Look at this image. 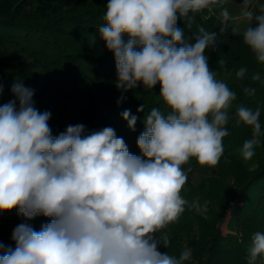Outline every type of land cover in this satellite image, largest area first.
I'll use <instances>...</instances> for the list:
<instances>
[{
    "label": "clouds",
    "instance_id": "clouds-1",
    "mask_svg": "<svg viewBox=\"0 0 264 264\" xmlns=\"http://www.w3.org/2000/svg\"><path fill=\"white\" fill-rule=\"evenodd\" d=\"M227 2L109 0L98 32L114 53L117 88L128 91L143 83L152 89L159 83L170 110L153 108L145 118L137 145L147 159L130 154L111 127L85 136L84 125H70L53 137L51 113L34 107V90L19 81L12 85L15 99L0 106V212L17 208L27 219L41 214L52 219L40 231L18 225L12 234L16 247L0 255V264H184L190 259L189 249L179 258L158 250L170 243L162 230L186 206L207 211V202L189 204L182 197L191 171L182 165L191 158L201 166L218 164L236 93L209 70L204 53L216 35L201 26L196 42L186 43L176 27L177 13L190 26V13L218 5L226 27L232 19L223 7ZM253 3L243 0L242 16L249 22L243 43L264 63V7L256 14L249 10ZM246 72L242 67L236 77L243 79ZM251 79L261 77L255 73ZM244 91L254 96L256 89ZM121 115L134 130L137 117L130 110ZM236 117L237 124L252 127L240 150L249 160L261 144V109L239 106ZM258 257L264 258L261 232L252 237L248 264H257Z\"/></svg>",
    "mask_w": 264,
    "mask_h": 264
},
{
    "label": "trees",
    "instance_id": "trees-1",
    "mask_svg": "<svg viewBox=\"0 0 264 264\" xmlns=\"http://www.w3.org/2000/svg\"><path fill=\"white\" fill-rule=\"evenodd\" d=\"M108 3L109 0H0V88L15 97L12 85L19 81L32 89L38 69L58 73L81 88L86 99L69 93L41 97L35 108L51 113L48 124L53 137L70 125H84L85 136L111 127L118 138H123L130 154L147 159L137 145L146 130L145 118L153 108L165 113L170 110L160 97L159 83L152 89L143 87L138 93L117 88L113 80L117 74L114 53L107 49L98 32L105 23ZM221 10L212 5L190 13L194 17L190 26L177 13L176 27L184 31L186 43L196 42L201 26L216 35L204 53L210 71L233 72L236 76L240 68L247 69L243 79L227 85L236 93V100L229 109L230 119L225 125L229 134L222 141L224 153L214 167L216 174L198 183L186 181L181 191L189 204L207 202V211L197 212L186 206L179 219L170 223L168 247L158 245L161 253L177 258L189 249L191 256L184 264H248L253 235L264 233V147H256L260 151L249 160L233 149L235 145L242 149L252 137L251 126L236 123L239 106L261 109L260 139L264 140V63L243 43V33L233 29L231 20L226 27L221 23ZM257 26L255 23L251 27ZM255 73H259L260 81L251 79ZM245 88H255V95H247ZM141 105L144 111L138 112ZM125 110L137 117L134 130L121 115ZM189 164L199 163L191 158L182 167ZM51 219L42 214L27 219L17 208L0 212V244L4 246L0 255L9 248L15 249L12 234L18 225L27 224L40 231ZM223 223L225 233L221 230Z\"/></svg>",
    "mask_w": 264,
    "mask_h": 264
},
{
    "label": "rangeland",
    "instance_id": "rangeland-1",
    "mask_svg": "<svg viewBox=\"0 0 264 264\" xmlns=\"http://www.w3.org/2000/svg\"><path fill=\"white\" fill-rule=\"evenodd\" d=\"M19 1H24V0H15V2ZM242 4L243 0H228V2L225 4V8L228 9L230 17H232L231 24L233 26V29L238 32V33H244V30L249 26V22L242 16ZM261 7H264V0H254L253 5L250 6L249 10L253 11L256 14H259V10ZM257 23L255 18H253L252 22L250 23V27ZM215 78L218 81L224 82L226 85L236 82L237 77L233 72H228V73H215ZM35 79H36V85L32 87L34 90V95H33V102H34V107L40 101L42 100L41 97H44L47 94H73L76 97L82 99L85 101L86 97L84 94V91L79 88L76 85H73L70 81H68L65 77L61 76L58 73L55 72H48V71H43L41 69H38L35 74ZM113 80H115V83L117 84L118 81V75L115 74L113 75ZM144 85L143 83H139L138 86L134 89H129L127 92H135L138 93L143 89ZM41 95V96H40ZM40 96V98H39ZM15 97H11L8 94H5L4 92L0 91V106H3L10 101L14 100ZM17 107H18V102H17ZM264 147V140H262L261 144L257 146V148ZM255 147L254 152L258 153L260 150H257ZM234 150H241L238 148V145H235L233 147ZM185 171L188 169H191V171L188 172V179L187 181L191 183H198L201 181V179L207 177V176H213L216 174L215 168H210L208 166H201L199 164H189L185 167H182ZM221 230L223 233L227 231L225 227V223L222 224ZM162 232H167L170 233L172 232V228L170 224L162 230ZM159 235V234H158ZM257 264H264V258H260L257 260Z\"/></svg>",
    "mask_w": 264,
    "mask_h": 264
}]
</instances>
